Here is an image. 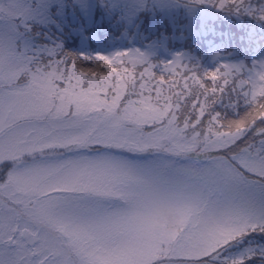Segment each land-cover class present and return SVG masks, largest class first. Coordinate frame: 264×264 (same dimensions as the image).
Returning <instances> with one entry per match:
<instances>
[{
    "label": "snow or ice",
    "instance_id": "snow-or-ice-1",
    "mask_svg": "<svg viewBox=\"0 0 264 264\" xmlns=\"http://www.w3.org/2000/svg\"><path fill=\"white\" fill-rule=\"evenodd\" d=\"M220 16L264 26V0L0 4V264H264L260 244L220 255L264 233V55L136 80L150 53L86 51L120 30L200 42Z\"/></svg>",
    "mask_w": 264,
    "mask_h": 264
},
{
    "label": "rangeland",
    "instance_id": "rangeland-1",
    "mask_svg": "<svg viewBox=\"0 0 264 264\" xmlns=\"http://www.w3.org/2000/svg\"><path fill=\"white\" fill-rule=\"evenodd\" d=\"M0 4L7 7V0H0ZM254 23V21L246 18L236 20L235 18L220 16L214 21H208L203 29V33L207 34V39H202L200 42L193 41L190 36L179 31L173 35L163 27H161L159 32H143L139 36L135 32H129L127 37L124 36V30L112 31L106 33L104 36V39L109 42L107 46L99 49L93 46L86 51L93 56H95L96 52L108 55L114 53L117 49L124 50L126 48H136L141 53H150L147 57V63L144 62L143 57H138L137 64L139 67L135 71L136 80L141 78V73L145 74V78H148L149 74L156 76L158 79L161 75L167 76L170 74L173 66L179 69L180 75H183L185 70L191 69L188 75L194 76L197 71L203 74L205 70H211L215 66L216 62L212 60L210 55L212 51H220L223 54L221 57L222 60H238L245 51L249 53L255 49L258 45L255 42L256 38L253 37L250 41L248 37L249 28ZM255 28L257 30L264 28V26L255 23ZM53 31L55 32V30ZM238 33L240 34L238 35ZM55 35L61 34L57 32ZM241 36L244 37L243 40L240 39ZM208 40L212 41L211 45L208 43ZM70 44L71 40L65 35V46L67 47ZM150 45L152 47H149ZM77 48H70L69 51L79 52L80 49L79 47ZM237 51L241 53L240 56L235 55ZM177 52H188L193 60L191 62L185 60L181 65H174V53ZM229 53H233V55H229ZM261 55H264V51L260 52L256 57L259 58ZM92 66V64L84 65L86 68ZM15 71L20 75L23 69H16ZM3 85L4 87L0 88V94L7 96L11 91V88L8 87L9 81L5 79ZM11 87L15 88L16 86L12 85ZM248 199L250 201V207L258 211L261 206L258 194L256 196H250ZM254 244L264 246V233H249L242 239L233 241L220 255L227 258L245 255L247 250ZM213 264H222V262L214 261ZM246 264H258V259L254 257L251 260H247Z\"/></svg>",
    "mask_w": 264,
    "mask_h": 264
},
{
    "label": "trees",
    "instance_id": "trees-1",
    "mask_svg": "<svg viewBox=\"0 0 264 264\" xmlns=\"http://www.w3.org/2000/svg\"><path fill=\"white\" fill-rule=\"evenodd\" d=\"M245 32H247V31H245ZM240 33H238V35H239ZM256 37H257V32H256ZM256 37H254V38H256ZM251 51H253V50H251Z\"/></svg>",
    "mask_w": 264,
    "mask_h": 264
}]
</instances>
